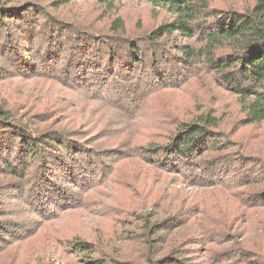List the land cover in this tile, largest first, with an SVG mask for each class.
I'll return each instance as SVG.
<instances>
[{
	"label": "trees",
	"instance_id": "trees-1",
	"mask_svg": "<svg viewBox=\"0 0 264 264\" xmlns=\"http://www.w3.org/2000/svg\"><path fill=\"white\" fill-rule=\"evenodd\" d=\"M263 16L264 0H0V264H264ZM106 161L110 191L137 194L123 217L38 237L87 212L77 190Z\"/></svg>",
	"mask_w": 264,
	"mask_h": 264
},
{
	"label": "rangeland",
	"instance_id": "rangeland-1",
	"mask_svg": "<svg viewBox=\"0 0 264 264\" xmlns=\"http://www.w3.org/2000/svg\"><path fill=\"white\" fill-rule=\"evenodd\" d=\"M91 111L92 119L90 126H92L93 120L94 122H100L102 119H105L101 113H97L98 111ZM101 123L104 124L105 121H102ZM113 164L114 163H109V161H106L107 166L105 167L104 172L98 174L93 187L87 189V191L77 190L78 194L84 195L86 199L90 201L89 207L87 208V212L85 214L81 210L79 213L74 210L62 212L53 218L54 221L52 223L44 224L45 227L40 232L38 237L44 239L47 236L41 237L43 234L48 235L49 237H52L53 234H58L61 239H69L81 235L79 233H83V235H81L82 237L90 238L101 235L102 230L97 229L101 226L105 227L107 230H111L113 224L117 222L118 216L123 217L122 215L128 202L137 198V194L131 191H125L122 189H118L115 192L110 191L111 187L109 188L108 184L112 179H110L111 171L109 169ZM106 175H108L107 179H105ZM100 178L101 181L97 183ZM168 179H170L171 184L177 189H183V187L187 185V183H184L182 177L179 178L172 176ZM98 211L101 212V214L103 212L107 216L102 214L101 216L95 215L94 217L93 214H96ZM134 225L125 227V231L128 232V230L134 229ZM124 226L125 225L122 227Z\"/></svg>",
	"mask_w": 264,
	"mask_h": 264
}]
</instances>
